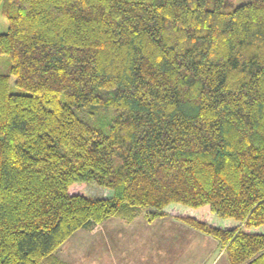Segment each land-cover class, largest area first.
Wrapping results in <instances>:
<instances>
[{
  "label": "trees",
  "instance_id": "obj_1",
  "mask_svg": "<svg viewBox=\"0 0 264 264\" xmlns=\"http://www.w3.org/2000/svg\"><path fill=\"white\" fill-rule=\"evenodd\" d=\"M0 13L24 91L0 73V264H68L57 250L78 230L173 207L230 264H264V0H0ZM87 183L107 196L73 189Z\"/></svg>",
  "mask_w": 264,
  "mask_h": 264
},
{
  "label": "rangeland",
  "instance_id": "obj_2",
  "mask_svg": "<svg viewBox=\"0 0 264 264\" xmlns=\"http://www.w3.org/2000/svg\"><path fill=\"white\" fill-rule=\"evenodd\" d=\"M248 1L234 0V5ZM0 31H8V21L2 13ZM0 73L9 74L12 93L24 92L16 85V78L10 72L7 54L0 53ZM73 189L92 197L107 196V189L94 183L77 184ZM177 209L173 207L170 212L188 213L185 209ZM146 212L143 209L132 221L112 218L92 229H80L58 248L57 256L68 264H124L125 260H129V264H230L227 255L221 253L219 241L213 236L175 218L159 217L150 221L145 216ZM190 214L204 215L200 212ZM227 222L228 219L214 216L215 225L225 226ZM261 230L264 231V227Z\"/></svg>",
  "mask_w": 264,
  "mask_h": 264
},
{
  "label": "crops",
  "instance_id": "obj_3",
  "mask_svg": "<svg viewBox=\"0 0 264 264\" xmlns=\"http://www.w3.org/2000/svg\"><path fill=\"white\" fill-rule=\"evenodd\" d=\"M180 209V211L182 210L181 208H179ZM179 209H177V210H179ZM184 214H186L184 211H183V214L182 215H184ZM179 215H180V213L179 214H172L171 212L167 215V216H165V218L164 217H162L163 219H171V218H175L176 220L178 219V220H180L181 222H182V224H184L183 223V221L180 219V217H179ZM114 220V219H113ZM115 220H120V219H115ZM122 222L121 223H125V221L124 220H121ZM137 253H139V252H137ZM136 253V254H137ZM221 253H224V251H221ZM124 264H129V260H125V263Z\"/></svg>",
  "mask_w": 264,
  "mask_h": 264
}]
</instances>
